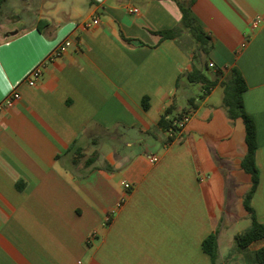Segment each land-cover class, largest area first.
Masks as SVG:
<instances>
[{"label": "crops", "instance_id": "obj_1", "mask_svg": "<svg viewBox=\"0 0 264 264\" xmlns=\"http://www.w3.org/2000/svg\"><path fill=\"white\" fill-rule=\"evenodd\" d=\"M192 13L210 42L200 62L186 29L157 35L180 28L177 0L2 2L0 264H212L202 247L212 232L217 264H257L264 239L245 248L235 239L251 223L246 142L226 150L233 121L210 96L231 68L241 72L256 128L249 206L264 224V0H195ZM66 39L37 83L25 82ZM194 67L217 81L206 94L186 77ZM13 90L19 97L4 103ZM170 105L191 116L168 140L158 120ZM208 105L224 112L223 130L193 124L212 119L199 115Z\"/></svg>", "mask_w": 264, "mask_h": 264}, {"label": "trees", "instance_id": "obj_2", "mask_svg": "<svg viewBox=\"0 0 264 264\" xmlns=\"http://www.w3.org/2000/svg\"><path fill=\"white\" fill-rule=\"evenodd\" d=\"M3 1L4 0H0V7ZM194 2L195 0H177V4L181 11L180 28L159 31L157 32V35L159 36V39L173 38L179 34V31L182 28L186 29L197 43V47L193 55L194 61L200 62L201 53H207L210 48V42L207 34L204 33L192 13V4ZM186 77L190 82L200 83L204 94L208 93L217 83L216 79L208 78L198 67H194L193 70L186 75ZM222 86L223 97L221 106L227 117L232 121L238 117L242 118L245 127V142L247 150L240 165L242 169L251 176V188L246 193L244 198L245 208L251 215V223L246 229L235 235L237 244L241 248H245L254 240L264 239V224L256 219L252 208L249 206V199L258 183V171L254 161V153L256 149V128L254 121L244 110L242 94L246 88V84L241 72L236 68H231L227 80L222 83ZM190 105L194 107L193 100L190 101ZM175 111V106L170 105L165 109L164 114L160 116L158 126L162 130L167 131L174 128V122L179 120L182 115L187 112L183 109L178 112ZM171 139L172 137H168V140ZM216 237L217 232H212L202 241V247L205 252L210 255L212 264H217ZM255 261L257 264H264V245L255 251Z\"/></svg>", "mask_w": 264, "mask_h": 264}, {"label": "built area", "instance_id": "obj_3", "mask_svg": "<svg viewBox=\"0 0 264 264\" xmlns=\"http://www.w3.org/2000/svg\"><path fill=\"white\" fill-rule=\"evenodd\" d=\"M129 11L131 13H137L138 12V8L133 7L130 8ZM260 19H256L252 22V27H256L259 23ZM98 23V18L97 17H93L90 20L84 21L83 22V27L84 28H89L95 24ZM71 45V41L69 39L64 40L62 43H60L58 46H56L53 50H51L48 55L41 60L36 66H34L27 74V76L25 77L24 81L27 82L29 85H35L37 83V81L39 80V78L41 77L43 70L45 69L46 65L53 61L54 59L62 56L68 49V47ZM208 66L210 68H215L213 63H209ZM19 97V94L17 91L13 90L11 92V94L5 99L4 103H10L12 100L16 99ZM191 116V112L187 111L185 112L182 117L174 122V128H171L169 130L166 131L167 136L166 138L168 139V137H172V138H176L179 137L182 132L183 129L186 125V123L189 121ZM148 159L150 162L154 163L158 160V156L157 154H150L148 155ZM123 186L125 189V193H128L132 187L130 185V183H128L127 181L123 182ZM124 202V198H121L120 200H118L115 204V208L121 206Z\"/></svg>", "mask_w": 264, "mask_h": 264}, {"label": "rangeland", "instance_id": "obj_4", "mask_svg": "<svg viewBox=\"0 0 264 264\" xmlns=\"http://www.w3.org/2000/svg\"><path fill=\"white\" fill-rule=\"evenodd\" d=\"M204 70L208 72L207 69L204 68ZM227 80V76H225L221 82V86H219L215 92H213L210 96V103H212L213 105L215 103H222V97H223V86L222 83L225 82ZM190 90L192 92L199 93V87L197 84L192 83L190 85ZM212 107V106H211ZM208 110H211L212 112V119L209 120H205V121H201L200 117L197 118L194 121V125L195 126H201L203 128H207V129H211L216 131L217 129H222L224 128V123L228 120L227 117H225L224 112L221 109H211L210 105L205 106L201 109L200 111V116L203 117L208 113ZM221 116V119L218 118ZM226 124V123H225ZM234 124V125H233ZM230 127H233V138L231 141H226L223 144L225 145V148L227 151H232L234 150V148H236V144L239 143V145L241 147H243L245 145V142H243V140L245 139V127H244V122L243 119L238 117L236 119L233 120V123L229 125ZM228 127V128H230Z\"/></svg>", "mask_w": 264, "mask_h": 264}]
</instances>
